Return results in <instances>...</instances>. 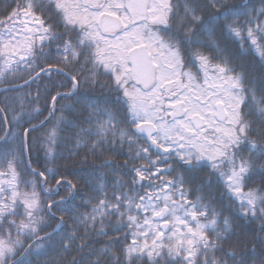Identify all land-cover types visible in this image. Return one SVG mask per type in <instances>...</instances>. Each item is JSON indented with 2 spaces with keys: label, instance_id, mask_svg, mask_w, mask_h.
Here are the masks:
<instances>
[{
  "label": "snow or ice",
  "instance_id": "obj_1",
  "mask_svg": "<svg viewBox=\"0 0 264 264\" xmlns=\"http://www.w3.org/2000/svg\"><path fill=\"white\" fill-rule=\"evenodd\" d=\"M0 264H264V0L5 3Z\"/></svg>",
  "mask_w": 264,
  "mask_h": 264
},
{
  "label": "trees",
  "instance_id": "obj_2",
  "mask_svg": "<svg viewBox=\"0 0 264 264\" xmlns=\"http://www.w3.org/2000/svg\"><path fill=\"white\" fill-rule=\"evenodd\" d=\"M9 2V0H0V11H2L3 9V5L5 3ZM240 2V0H231V3H238ZM231 52L232 54H236V47L233 45L231 48ZM237 66H238V70H242V71H247L253 78H256L260 75L261 73V68L259 67V65L255 62V60L253 59L252 56H249L248 54H244L242 56H240V58L237 60ZM60 78L58 77V81L57 83H60ZM17 83H22V81L17 80ZM47 83V82H45ZM50 87V85H49ZM35 85L31 88V89H25L24 91H32L33 94L35 93ZM66 90V89H65ZM21 95L23 94V92L20 93ZM81 94L83 96H87L89 98L90 101L92 100H96V101H101L103 99L104 95H107V92H102L100 89H97L95 92H92L90 90H85L82 89L81 90ZM9 95H11V93H9ZM60 103H71V101H61ZM44 102H43V98L41 99V107H44ZM60 105L58 104L57 107H59ZM79 107V106H78ZM47 113H45L46 115ZM59 115V113H57ZM79 115V114H77ZM84 115H87V113H84ZM42 118V117H41ZM15 131L22 133V129L21 128H16ZM40 136V133L38 132H34L32 133V138L35 139L37 137ZM27 155V154H26ZM32 160H33V167H36V161H39V165L41 170L43 169L44 165V158H43V153L41 152L39 154V156H37L36 152L33 151L31 154ZM125 157L121 156L119 157V163H122ZM77 160L79 159V157L76 158ZM104 160V157H101L99 160H94L90 157L89 158V165H100ZM71 164V161H67V160H60L58 161V164H60L61 166H63L64 164ZM48 167H53V165L49 164L47 165ZM77 167H80L79 164L76 165ZM27 179H31V177L26 176ZM82 192L87 193V189H82ZM204 195L208 196V195H217L216 189L213 187L211 189H209L208 187L204 188ZM77 203L80 202V198L77 197ZM81 211H84L85 209H80ZM59 215V214H58ZM66 218H67V213L65 214ZM247 223V222H245ZM55 226V225H53ZM68 226L71 227V221L68 220ZM256 228H259V224L256 225ZM98 240H101L102 243L99 246H103L104 244L108 243V238L107 237H98L95 238Z\"/></svg>",
  "mask_w": 264,
  "mask_h": 264
},
{
  "label": "flooded vegetation",
  "instance_id": "obj_3",
  "mask_svg": "<svg viewBox=\"0 0 264 264\" xmlns=\"http://www.w3.org/2000/svg\"><path fill=\"white\" fill-rule=\"evenodd\" d=\"M257 6H259V5H257ZM57 81H58V77L57 78H55Z\"/></svg>",
  "mask_w": 264,
  "mask_h": 264
}]
</instances>
